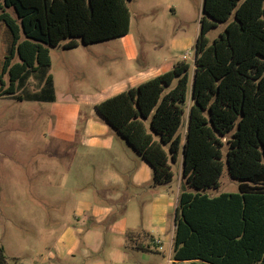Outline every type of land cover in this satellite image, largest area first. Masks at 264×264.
I'll return each instance as SVG.
<instances>
[{
	"label": "trees",
	"instance_id": "16d2710c",
	"mask_svg": "<svg viewBox=\"0 0 264 264\" xmlns=\"http://www.w3.org/2000/svg\"><path fill=\"white\" fill-rule=\"evenodd\" d=\"M130 1L0 0V28L9 38L0 96L16 94L19 81L50 67L51 48L129 35ZM202 11L193 79L183 59L96 110L153 168L154 186L173 182L172 165L183 151L175 262L264 264V0H203ZM219 23L225 31L211 43L208 34ZM226 165L239 192L213 196ZM0 264L24 263L10 262L2 248Z\"/></svg>",
	"mask_w": 264,
	"mask_h": 264
},
{
	"label": "rangeland",
	"instance_id": "374dc122",
	"mask_svg": "<svg viewBox=\"0 0 264 264\" xmlns=\"http://www.w3.org/2000/svg\"><path fill=\"white\" fill-rule=\"evenodd\" d=\"M129 7V35L90 45L79 41L71 49L62 45L51 48L50 67L19 81L16 94L0 96V250L4 248L10 262L39 263L40 255L54 245L55 238L47 235L51 226L56 227L49 214L56 207L51 205L54 198L63 190L58 189V175L55 184L48 185L45 170L52 168L46 164L52 158L47 155L53 156L63 147L59 135L70 129L76 134L86 133L87 120L101 117L95 102L115 95L114 84L138 72L172 70L188 54L193 79L203 0H131ZM225 27V23H219L209 32L211 43ZM8 39L3 25L0 75ZM4 79L9 83V74ZM188 99L180 129L183 139L193 103L190 92ZM182 164L183 151L179 163L173 166L174 185L180 180ZM65 191V214L69 217L74 195L71 190ZM226 192H239V181L230 176L227 165L220 187L209 190L213 196ZM67 224L75 225L72 220ZM153 255L150 264L162 263L160 254Z\"/></svg>",
	"mask_w": 264,
	"mask_h": 264
},
{
	"label": "crops",
	"instance_id": "0c3cea01",
	"mask_svg": "<svg viewBox=\"0 0 264 264\" xmlns=\"http://www.w3.org/2000/svg\"><path fill=\"white\" fill-rule=\"evenodd\" d=\"M163 73L138 72L115 83V95ZM102 101L95 102V110ZM85 124L84 134L70 129L59 135L63 147L54 157L47 155L52 157L46 161L52 166L45 170L47 184L54 185L58 175L63 193L54 198L49 214L56 227L47 235L55 238L54 245L36 264H150L154 253L162 256L155 264H180L173 260L180 180L154 186L151 166L102 116ZM65 190L74 195L69 217Z\"/></svg>",
	"mask_w": 264,
	"mask_h": 264
},
{
	"label": "built area",
	"instance_id": "2783aa9c",
	"mask_svg": "<svg viewBox=\"0 0 264 264\" xmlns=\"http://www.w3.org/2000/svg\"><path fill=\"white\" fill-rule=\"evenodd\" d=\"M189 57H190V55H188V54H187V55H185V56H184V58H183V59H184V60H188V59H189ZM158 244H160V242H158Z\"/></svg>",
	"mask_w": 264,
	"mask_h": 264
}]
</instances>
